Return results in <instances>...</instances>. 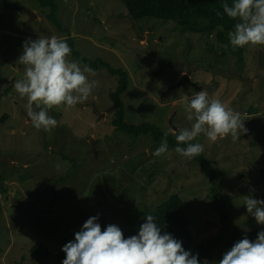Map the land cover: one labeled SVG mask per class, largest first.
I'll use <instances>...</instances> for the list:
<instances>
[{"label": "rangeland", "instance_id": "obj_1", "mask_svg": "<svg viewBox=\"0 0 264 264\" xmlns=\"http://www.w3.org/2000/svg\"><path fill=\"white\" fill-rule=\"evenodd\" d=\"M54 1L60 29L38 0H0V264H38L30 252L36 243L50 250L49 264H61L62 247L98 214L102 230L115 224L124 235H137L146 214L157 212L165 232L161 207L175 193L186 202L194 241L218 238L203 261L218 264L239 239L222 224L213 196L225 201L227 223L240 235L264 227L244 206L248 195L264 200V45L233 48L214 34L185 33L171 21H136L120 0ZM68 35L82 58L127 71L122 99L129 124L150 122L177 135L194 123L183 97L201 90L241 114L248 131L240 139L195 140L217 171L218 196L191 158L170 147L154 156L160 145L150 137L114 131L109 93L116 79L104 70L89 76L99 83L83 104L49 109L57 127L32 125L27 98L14 89L25 74L17 62L24 42L51 36L66 41Z\"/></svg>", "mask_w": 264, "mask_h": 264}, {"label": "clouds", "instance_id": "obj_2", "mask_svg": "<svg viewBox=\"0 0 264 264\" xmlns=\"http://www.w3.org/2000/svg\"><path fill=\"white\" fill-rule=\"evenodd\" d=\"M222 8L229 18L239 21L228 33L233 48L264 45V0H233L231 6L224 3ZM224 47L227 49L228 45ZM71 51L68 43L57 36L24 42L17 62L25 67V74L14 89L21 98H27V117L38 130L51 131L58 126L49 109L83 104L98 87V81L89 79L96 75L95 70L70 60ZM183 103L187 120L194 123L175 136V152L180 156L201 155L203 145L192 143L201 135L215 143L229 135L236 141L248 131L239 112L219 99H210L206 91H198L191 98L185 95ZM167 151L168 142L163 139L153 155L159 157ZM244 206L257 224L264 225V200L248 195ZM98 220L99 214L89 217L75 233L74 241L62 247L66 254L62 264H200L198 254L185 250L182 241L172 234L162 232L152 214H146L138 234L129 238L115 224L102 230ZM218 264H264V230L258 232L255 241L247 236L237 241Z\"/></svg>", "mask_w": 264, "mask_h": 264}, {"label": "trees", "instance_id": "obj_3", "mask_svg": "<svg viewBox=\"0 0 264 264\" xmlns=\"http://www.w3.org/2000/svg\"><path fill=\"white\" fill-rule=\"evenodd\" d=\"M123 2L128 10L129 15L133 20L139 21L145 18L157 19L162 21H171L175 23L185 33L211 35L214 34L218 42L221 44H228V33L234 31L235 24L239 21L237 19L229 18L223 13L222 5L228 3L230 6L233 0H120ZM43 8H49L47 19L53 23L58 29H60V22L57 18L56 11L58 9L54 0H38ZM217 13H220L218 15ZM67 33V32H66ZM68 34V33H67ZM66 42L71 48V55L81 65H87L95 71H106L110 76L116 79L115 88L109 93V98L114 106V115L111 117V125L114 131L126 135L132 139H137L140 136L150 137L151 140L161 145L163 139H167L168 147H177V141L175 134L169 133L159 126L150 123L143 122L138 125L129 124L125 121V103L123 102L122 95L129 88V74L127 71L121 68H113L109 64L102 60L89 61L82 58L77 51L73 49V42L69 35L66 38ZM220 57L224 56V53L218 54ZM168 133L165 137V133ZM192 143H198L192 141ZM186 147V145H179ZM191 160L196 162L203 172L205 178L209 179V182L213 184V191L218 196L216 175L217 171L212 169L210 160L202 153L199 156L192 157ZM214 206L219 210L222 215V224L230 226L234 229L233 238L239 240L243 239L238 233L237 227L233 222L227 223L230 218V213L226 209L224 200H219L216 196H213ZM161 211L164 214L167 230L165 232L172 234V236L182 241V246L185 250H190L192 254H198V260L200 264L208 259L211 254L210 244L218 238L209 242L201 241L196 243L193 239L192 232L190 231V221L187 217V205L186 202L175 193L164 203L161 207ZM156 218L157 212L154 213ZM160 216V213H159ZM264 230L258 228L252 230L247 236L251 241H255L258 232ZM163 232V231H162ZM133 233H126L125 238H129ZM32 256L38 264H49L52 254L50 250L43 243H36L30 249ZM65 255L60 254L57 259L61 262L65 259Z\"/></svg>", "mask_w": 264, "mask_h": 264}, {"label": "water", "instance_id": "obj_4", "mask_svg": "<svg viewBox=\"0 0 264 264\" xmlns=\"http://www.w3.org/2000/svg\"><path fill=\"white\" fill-rule=\"evenodd\" d=\"M27 14L30 16V17H32L33 15L32 14H30V12L27 10ZM36 16V15H35ZM185 81L186 82H189L187 79H185ZM182 84H185V83H182Z\"/></svg>", "mask_w": 264, "mask_h": 264}, {"label": "bare ground", "instance_id": "obj_5", "mask_svg": "<svg viewBox=\"0 0 264 264\" xmlns=\"http://www.w3.org/2000/svg\"><path fill=\"white\" fill-rule=\"evenodd\" d=\"M185 81V80H184ZM181 84H182V82H181ZM93 140V139H92Z\"/></svg>", "mask_w": 264, "mask_h": 264}]
</instances>
